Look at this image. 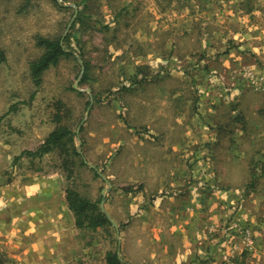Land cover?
<instances>
[{
	"label": "rangeland",
	"instance_id": "374dc122",
	"mask_svg": "<svg viewBox=\"0 0 264 264\" xmlns=\"http://www.w3.org/2000/svg\"><path fill=\"white\" fill-rule=\"evenodd\" d=\"M39 37L75 55L38 87ZM60 127L74 139L24 156ZM163 156L178 181L160 193L151 160ZM70 188L101 211L105 200L118 230L87 235L106 256L137 220H160V194L217 207L236 235L254 203L264 220V0H0V217L14 193L40 190L45 205L64 206Z\"/></svg>",
	"mask_w": 264,
	"mask_h": 264
},
{
	"label": "crops",
	"instance_id": "0c3cea01",
	"mask_svg": "<svg viewBox=\"0 0 264 264\" xmlns=\"http://www.w3.org/2000/svg\"><path fill=\"white\" fill-rule=\"evenodd\" d=\"M248 79L251 84H263L252 73ZM169 160L167 156L151 160L159 167L153 181L160 193L167 191L168 185L173 190L178 181L175 164ZM42 196L47 199V192L22 191L12 195L11 204L6 211H1L6 217H0V256L6 255L8 264H108L104 247L99 240L97 245L89 239L87 229L78 227L69 205H45L47 200L41 199ZM157 201L156 213L160 220L156 223L137 220L134 230L122 233L119 246L126 256L124 261L130 264H223L224 260L234 257L230 264L244 261L264 264V220H258L260 207L255 203L244 213L248 219L246 227L239 231L241 236L235 234L237 229L231 230L238 226L236 222L228 229L223 227L221 217L216 215L221 214L216 211L217 207L210 212L200 209L199 205L186 208L185 198L177 203L161 194ZM163 217L168 220L162 221ZM176 217L182 221H175ZM244 246L251 251L246 259L240 255Z\"/></svg>",
	"mask_w": 264,
	"mask_h": 264
},
{
	"label": "trees",
	"instance_id": "16d2710c",
	"mask_svg": "<svg viewBox=\"0 0 264 264\" xmlns=\"http://www.w3.org/2000/svg\"><path fill=\"white\" fill-rule=\"evenodd\" d=\"M37 44L45 50L41 58L31 63V74L35 84L39 87L43 82V75L46 71L58 66L63 59L74 57L75 53L68 50L60 39L39 37ZM73 139L74 133L69 128L60 127L52 132L45 143L36 151H26L24 156L32 159H41ZM75 154L79 156L76 150ZM67 201L80 229L97 230L98 228L111 225V222L98 207V204L83 197L76 189L70 188L67 190ZM107 263L127 264L123 261L119 250L110 252L107 255Z\"/></svg>",
	"mask_w": 264,
	"mask_h": 264
},
{
	"label": "water",
	"instance_id": "95a60500",
	"mask_svg": "<svg viewBox=\"0 0 264 264\" xmlns=\"http://www.w3.org/2000/svg\"><path fill=\"white\" fill-rule=\"evenodd\" d=\"M60 2H62L63 0H59ZM75 8H76V14H75V17H74V19H73V21H72V23H71V25L73 24V22L76 20V18L78 17V7H76V6H74ZM71 25H70V27H71ZM76 89H78L77 87H76ZM80 130V129H79ZM105 200H103V202H102V211H103V213L107 216V218L109 219V221L111 222V223H113V225L116 227V229L118 230V225L115 223V221L113 220V218L111 217V215L107 212V210H106V208H105ZM119 238V237H118Z\"/></svg>",
	"mask_w": 264,
	"mask_h": 264
}]
</instances>
